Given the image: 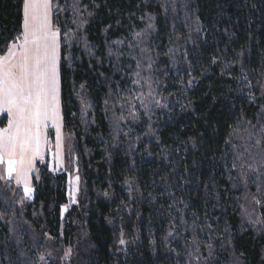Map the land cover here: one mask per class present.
<instances>
[{"label":"trees","instance_id":"obj_1","mask_svg":"<svg viewBox=\"0 0 264 264\" xmlns=\"http://www.w3.org/2000/svg\"><path fill=\"white\" fill-rule=\"evenodd\" d=\"M20 2L0 0V37L19 29ZM60 2L64 4L65 0ZM81 3L88 5L89 11H93V3L100 7L78 34L77 41L70 48H62V55L71 54L74 63L70 68L67 61L62 62L61 97L63 129L73 136L71 140L80 158L84 197L61 217V205L69 202L68 172L51 171L47 158L37 162L38 171L32 181L34 198L23 208H11L16 201L0 183V213L5 214L0 219V243H10L11 247L6 253L1 244L0 260L9 254L15 263L18 259L20 252L11 242V226L7 223L17 211L35 230L48 232L64 245H75L78 234L82 242L78 247L81 264H184V257L169 251L161 239L168 229L169 212L178 218L181 213L176 208L179 207L189 222L193 212L201 219L207 212L213 220L219 218L221 229L225 221L231 225L233 245L224 250L217 248L219 264H233L236 258L247 264H264V232H257L246 224L249 206L250 212L255 209L254 215L264 213V208H257L252 200L256 192L252 181L256 174H248L247 184L239 177L241 171L247 170V164L253 163L249 152L261 151L255 146V139L259 137L250 138V125L242 122L243 118L256 124L258 107L249 105L247 97L237 93L240 85L236 79L221 76L222 64L209 65L217 49L229 61L243 48L242 59L250 76L256 74L252 69L264 67V0H81ZM251 3L257 7L252 9ZM197 16L204 25L205 37L196 42L200 48L195 53V45L185 41L189 26L195 27ZM57 17L66 26L65 30L75 27L70 23V12H61ZM149 22L153 28L140 47L130 54L128 41H132V32L146 29ZM107 24L112 29L105 33ZM122 38H126L121 49L124 55L117 62L115 56H108V45ZM85 40L93 47L94 56L84 48ZM140 48L147 51L142 53ZM169 48L179 49L175 67L169 58ZM184 48L189 52L188 58L194 65L192 74L196 77L190 88L186 83L190 78L187 65L182 59ZM132 56L143 57L145 67L149 58L155 61L153 79L158 78L167 85L163 89L165 96L171 94L170 109H157L151 121L159 144L156 137L144 135L148 131L147 118L139 124H122L117 134L112 127V112L105 113L104 99L109 92L106 85L115 88L120 81L122 87L130 86L124 73L135 70ZM113 63H118L119 70L111 66ZM205 68L208 71L204 72ZM142 74L149 75L147 71ZM239 75V65H236L231 76ZM181 79L185 81L183 86ZM81 84H85L92 102L83 119L76 96ZM256 95L259 96L258 91ZM189 101L191 105L182 110L180 105H188ZM129 128L131 132L125 136L123 133L129 132ZM230 133H234L231 138ZM137 136L142 138L137 141ZM188 137L196 141V147L188 141V150L182 148L177 153L174 149ZM233 163L237 164L236 170L232 169ZM241 163L244 169L240 168ZM129 178L134 180L131 197L125 184ZM105 191L109 192L108 197L104 196ZM173 199L177 205L169 209ZM18 219L21 220L20 216ZM121 227L129 243L125 251L118 252L115 238ZM171 247L182 252L183 242L174 241Z\"/></svg>","mask_w":264,"mask_h":264},{"label":"snow or ice","instance_id":"obj_2","mask_svg":"<svg viewBox=\"0 0 264 264\" xmlns=\"http://www.w3.org/2000/svg\"><path fill=\"white\" fill-rule=\"evenodd\" d=\"M248 2V0H246ZM251 8L255 9L257 5L251 3ZM93 11H89L88 5H82L81 0H65L61 4L60 0H21L19 4L20 25L18 30L0 37L2 40V47H0V113H6L7 124L0 127V165H6L0 169V181L8 184L15 181L18 187L22 188L23 195L16 201L21 208L27 201L34 198L35 188L31 183V177L36 169L37 162L44 161V149L47 147L49 140L45 132L50 125L55 129L56 143H55V158L57 165L51 171L55 172L63 168V152L65 150L71 152V148L67 147V140L62 134L64 126V112L61 97L62 84V62L67 61L68 66L73 67L74 57L69 55H62V48L71 47L78 39V34L89 23V18L95 15V10L100 5L93 3L91 5ZM71 13L70 23L75 25L74 28L69 27L65 30V25L61 24L56 18L59 13ZM87 13V16H85ZM141 20L144 17H140ZM149 21L152 17H148ZM117 24L120 21L117 20ZM195 27L189 26L188 37L185 43H193L195 45L194 52L198 53L200 45L197 41L205 37L204 25L201 24L199 17L194 20ZM251 28V23H249ZM153 28L151 22L148 23L147 28L141 31L132 32V41H128L129 53L132 50L140 47L148 32ZM112 29L111 24H107L104 32L108 33ZM227 33V29H225ZM195 33V35H193ZM125 39H116L108 45V56H115L118 62L124 55L121 50L125 44ZM229 39L231 36L229 35ZM114 46V49H113ZM84 48L90 56H94L93 47L84 41ZM143 53L147 51L140 48ZM179 49L169 48V58L172 66L177 65L175 59L176 52ZM236 58L225 61L217 53L210 57L209 65L222 64L221 76H229L236 79L240 85L236 89L237 93L247 97L249 105L258 107L256 115L257 123L253 124L251 120L242 118V122L250 125L249 137L258 136L255 139V146L261 148L259 153L249 152L253 163L247 164V170L241 171L239 177L245 184L248 183L247 176L249 173H255L256 179L252 183L256 184V192L252 194V200L257 208H264V67L259 70L252 69L256 73L254 76L249 75V70L245 68L243 57L245 50L242 48L235 53ZM189 52L184 48L182 59L187 65V75L190 77L187 80V87H193L196 82V77L193 76V62L189 60ZM135 70L124 73L129 85L122 87L120 81L116 82L115 88L110 84L109 92L104 99L105 113L112 112V127L114 131L119 134L122 124L124 126L139 124L145 118L148 121V131L144 133L147 136L156 137V142L159 144V136L153 127L151 121L152 117L156 115L157 109H170V96L163 94V89L167 85L158 78L153 79L152 70L153 61L149 58L147 66L143 63V57L136 58ZM239 65V77H232L231 70ZM114 69H118V63L111 65ZM147 71L149 75L145 76L142 73ZM208 71V68L203 70ZM167 75V73H163ZM203 75V72L201 73ZM181 85L185 84L183 79L180 80ZM147 89V91H145ZM185 91L187 89H184ZM229 91H232L229 89ZM259 92V96L256 92ZM81 107L82 119L88 115V110L92 107V102L88 99L85 84L80 85V91L76 93ZM191 105L181 104L180 107L184 110ZM75 116V113H72ZM238 131V129H237ZM129 132H124L125 136ZM234 133H230L231 136ZM142 137L137 136L139 141ZM191 141L192 147H196V141L192 137H188L186 141L181 142V146L174 150L179 153L183 148L187 151V143ZM229 141H226L228 143ZM131 147H135L132 145ZM151 154V153H149ZM78 163V158H77ZM244 163L240 164V168L244 169ZM237 164H232V169L236 170ZM37 180L39 176L35 177ZM183 179V177H181ZM189 181L184 180V183ZM134 180L129 178L125 180L128 186L129 195L131 197L132 184ZM68 196L69 202L60 207V214L63 218L65 212L69 210L72 205H78V196L82 191V180L79 175V168H75V174L69 175L68 179ZM151 195V193H149ZM104 196L108 197L109 192L105 191ZM180 203H183L181 200ZM123 204V201L121 202ZM177 205V201L173 199L172 203L168 205L171 209ZM127 207V205H124ZM187 207V205H185ZM176 211L181 213L177 218L169 212V222L166 234L161 237L162 241L168 245V250L175 252L177 257H184V264H219L217 259V248L224 250L233 245L234 233L231 225L226 221L223 228L219 226V218H211L207 212L203 219L193 212L192 220L189 222L183 210L179 207ZM248 212L246 214V224L251 226L257 232H264V213L253 214ZM119 214V212L117 213ZM5 214L0 213V219H4ZM7 223L12 224L11 220ZM111 224L112 221L109 220ZM215 225V226H214ZM243 227V225H242ZM10 235L15 237V243L20 245L24 243V237L16 228L9 229ZM184 233H187L185 235ZM41 235L45 240L55 239L48 232H42ZM63 233L61 232V237ZM32 245L36 248V260L32 261L28 257V250H21L16 261V264H67L71 260L74 249L69 246L63 249L62 255L59 258H54L53 253L47 246L41 244L40 239L33 233ZM174 241H182V252H178L177 248L171 247ZM155 243V240L152 241ZM129 243L127 234L123 227L120 228L118 235L115 238L116 251L123 252ZM5 249L8 247L7 242L4 244ZM43 248V251L40 249ZM233 256H235V249L233 248ZM243 257L244 253L241 252ZM9 264L12 261L9 260ZM233 264H247L246 261L236 258Z\"/></svg>","mask_w":264,"mask_h":264},{"label":"rangeland","instance_id":"obj_3","mask_svg":"<svg viewBox=\"0 0 264 264\" xmlns=\"http://www.w3.org/2000/svg\"><path fill=\"white\" fill-rule=\"evenodd\" d=\"M60 14V13H59ZM58 19V17H56ZM3 122L5 123V126L7 124V117L5 118V121L3 120ZM48 136V140L49 143L47 145V147L44 149V159L47 158L48 160V165L50 169H53L56 167L57 165V160L55 158V143H56V134H55V129H48V133H46ZM62 134L63 136L66 138L67 140V145H66V149L67 147L71 148V152L65 150L63 152V168L61 170H57V171H67L68 172V179H69V175L75 174V168L78 167L79 168V175L81 176V180H82V169L80 166V158L76 152V148L74 146V141L71 140L72 139V135L69 132H65L64 129L62 128ZM77 158H78V163H77ZM37 165V164H36ZM6 165H0V169H3ZM35 173V172H34ZM33 173V175H34ZM33 175L31 177V183L33 181ZM0 183L3 186V189L10 194V197L12 198V200H19L20 197L23 195V191L21 187H18L15 184V181H11V187H9L8 184H5L3 181H0ZM67 187L69 188V185L67 183ZM82 187V191L78 196V199L80 201L81 198H83V185H81ZM69 198V196H68ZM29 201H27L26 203H28ZM26 203L24 204V206L26 205ZM9 208V206H8ZM12 209L18 210L21 209V206L18 203H14L13 205H11ZM23 208V207H22ZM252 207H248L247 209V213L250 212L249 210H251ZM20 216L21 220L18 219ZM10 220L12 221V224H10L11 228H16V230L21 233L24 237V243L17 245L15 243V237L12 236L11 242L13 241V243L15 244V247L19 250V252L21 250H28V257L30 260L35 261L36 260V248L33 246L32 248L29 247V245L32 246V240L31 237L33 235V233L36 234V236L40 239L41 244H44L45 246H47L49 248V250L52 251L53 253V257L54 258H59V256L62 255L63 249L68 248L69 246L73 247L74 252L73 255L71 257V260L69 262H67V264H81V257L79 255L80 249L78 250V247L80 248V245L82 244V242H80V236L78 234H76V239L74 241L75 245H64L59 241H55L53 240H45V238L41 235L42 230H35L32 225L30 224L29 221H27L25 219V217H23L22 215H19V212L14 211V214L12 217H10ZM25 229V230H24ZM1 244L4 245L5 243H0V247ZM8 247L4 250L7 253L8 250H10V243H7ZM14 246V245H13ZM3 247V246H2ZM0 248V252H1ZM40 251H43V248L40 249ZM3 255V253H1ZM9 260L12 261V264H16L14 262V258L12 257L11 254L6 255L5 257L2 256V259L0 260V264H9ZM63 264V262H62Z\"/></svg>","mask_w":264,"mask_h":264},{"label":"crops","instance_id":"obj_4","mask_svg":"<svg viewBox=\"0 0 264 264\" xmlns=\"http://www.w3.org/2000/svg\"><path fill=\"white\" fill-rule=\"evenodd\" d=\"M6 117H7L6 113H0V127H4L5 126V123L3 125L1 124V120L4 119V121H5ZM49 128L53 129V127L50 125L47 129H45L46 133H48V129Z\"/></svg>","mask_w":264,"mask_h":264}]
</instances>
